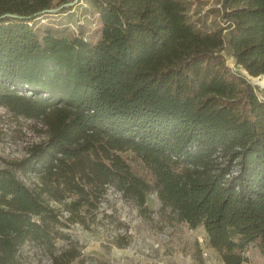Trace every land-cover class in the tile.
<instances>
[{
  "label": "trees",
  "instance_id": "1",
  "mask_svg": "<svg viewBox=\"0 0 264 264\" xmlns=\"http://www.w3.org/2000/svg\"><path fill=\"white\" fill-rule=\"evenodd\" d=\"M100 39L41 26L70 0H0V106L42 121L48 139L0 169V264L33 242L56 255L69 222L110 186L143 208L157 193L225 264L264 252V97L229 68L264 75V0H223L226 32L200 36L176 0H89ZM55 2H57L55 4ZM264 86V79L260 82ZM137 154L152 182L122 157ZM55 203L57 206H54Z\"/></svg>",
  "mask_w": 264,
  "mask_h": 264
},
{
  "label": "rangeland",
  "instance_id": "2",
  "mask_svg": "<svg viewBox=\"0 0 264 264\" xmlns=\"http://www.w3.org/2000/svg\"><path fill=\"white\" fill-rule=\"evenodd\" d=\"M70 1L66 14H55L53 9L38 28L66 30L70 35L81 34L97 42L101 22L94 6L89 0ZM176 1L183 5L187 23L198 35L226 32L229 23L223 18V0ZM223 54L229 68L253 83L256 77L237 66L230 54ZM257 87L259 95L264 97V87ZM48 136L42 121L15 115L0 106V169L12 170L29 188L37 190L39 178L16 171L14 164L27 159L31 150ZM122 157L133 172L152 182L149 169L137 154L128 151ZM68 225V229L62 230L63 238L56 241L57 256L68 252L69 260L63 264H225L210 246L204 227L191 229L171 210L164 211L154 191L147 195L146 207L141 208L116 186H110L96 209L86 210L79 222ZM52 256L45 248L26 242L19 250L17 261L18 264H51ZM246 257L245 264H264L259 243L250 246Z\"/></svg>",
  "mask_w": 264,
  "mask_h": 264
},
{
  "label": "water",
  "instance_id": "3",
  "mask_svg": "<svg viewBox=\"0 0 264 264\" xmlns=\"http://www.w3.org/2000/svg\"><path fill=\"white\" fill-rule=\"evenodd\" d=\"M77 1H78V0H77ZM254 79H258L260 82H262V81H263V79H264V75L258 76V77L254 78ZM252 84H254V85H257V86L264 87V86H262V85H260V84L256 83L255 81H253V83H252Z\"/></svg>",
  "mask_w": 264,
  "mask_h": 264
},
{
  "label": "built area",
  "instance_id": "4",
  "mask_svg": "<svg viewBox=\"0 0 264 264\" xmlns=\"http://www.w3.org/2000/svg\"><path fill=\"white\" fill-rule=\"evenodd\" d=\"M42 22H45V20H42ZM78 33V32H77Z\"/></svg>",
  "mask_w": 264,
  "mask_h": 264
}]
</instances>
